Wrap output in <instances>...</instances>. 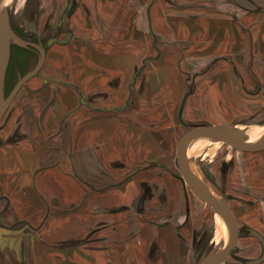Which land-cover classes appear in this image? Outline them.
<instances>
[{
  "label": "crops",
  "instance_id": "0c3cea01",
  "mask_svg": "<svg viewBox=\"0 0 264 264\" xmlns=\"http://www.w3.org/2000/svg\"><path fill=\"white\" fill-rule=\"evenodd\" d=\"M76 3L2 131L0 264H198L226 233L180 148L198 126L264 124V0ZM221 142L228 203L264 235V149L204 148Z\"/></svg>",
  "mask_w": 264,
  "mask_h": 264
},
{
  "label": "water",
  "instance_id": "95a60500",
  "mask_svg": "<svg viewBox=\"0 0 264 264\" xmlns=\"http://www.w3.org/2000/svg\"><path fill=\"white\" fill-rule=\"evenodd\" d=\"M75 4L71 7L69 13H72ZM27 26L37 24L26 21ZM72 32L64 39L54 37L49 40L48 44L54 41L67 43L70 41ZM12 44H19L23 47L33 46L40 52L37 64L24 75L20 76L11 91L6 94L5 84L8 66L11 59ZM46 58L45 47L38 42L28 40L20 36L12 26L11 14L5 0H0V121L8 110L9 106L15 99L22 86L32 77L37 75L42 69ZM264 126V124L260 125ZM207 138H218L230 142L232 145L244 149L255 150L264 149V132L254 138L253 134L239 123H220L215 125H202L190 131L182 141L179 165L184 179L192 190L201 198L210 203L213 210L225 222L228 229V237L223 242L216 241L218 246L206 251L199 259L198 264H219L236 248L239 243L241 228L228 203L227 196L218 189L204 174L196 161L194 150L200 142ZM228 164L225 163V167ZM249 234L256 236L262 243L263 251L260 257L246 260L247 264H260L264 261V235L254 228H245Z\"/></svg>",
  "mask_w": 264,
  "mask_h": 264
},
{
  "label": "rangeland",
  "instance_id": "374dc122",
  "mask_svg": "<svg viewBox=\"0 0 264 264\" xmlns=\"http://www.w3.org/2000/svg\"><path fill=\"white\" fill-rule=\"evenodd\" d=\"M66 1L67 0H8L6 4L9 7L11 21L14 26L22 30L21 25L23 23V20L31 22V24L35 23L38 26L39 33L44 32L45 37H47L51 35H64V32L62 33L60 31L62 27L59 26V22L67 10ZM52 16L54 17L52 23L53 28L49 27V29L47 30L46 23ZM13 29L15 30L14 27ZM38 59L39 56L34 51L28 50L27 48L19 44H12L11 59L6 75V94L11 91L20 76L27 73L37 64ZM40 74L41 72H39L37 75ZM33 79L34 78L26 82L24 84V87H27L28 83L33 81ZM14 109L15 105L12 102L0 121V139L2 138V131H4V127ZM258 122L259 121H256L255 116H251L248 117L245 121L239 122V124L245 128L247 127L249 130L250 125L256 124ZM183 123L187 125L192 124L190 122H185L184 120ZM245 124H247V126ZM250 129L254 131L256 130L261 133L263 131V129L256 128V125H252ZM205 145L206 144L204 143L202 148L199 150V153L196 154V161L198 162L200 168L203 170L207 178L227 197H229V193L231 192L226 185L229 169L228 166L225 167V163H229L228 157L230 156V151H233V148L224 142L210 145L208 148H204ZM241 226L242 239L239 245H237L236 248L232 251L229 258L222 264H247L245 262L246 260L255 259L261 256L263 247L260 240H258V238H256L255 236H251L249 232L245 230V228L248 227L247 224H241ZM205 241L206 242L203 244L200 252V257L206 251L211 250L214 246L219 245L216 244V240L211 242L210 239H205Z\"/></svg>",
  "mask_w": 264,
  "mask_h": 264
},
{
  "label": "flooded vegetation",
  "instance_id": "af4514ba",
  "mask_svg": "<svg viewBox=\"0 0 264 264\" xmlns=\"http://www.w3.org/2000/svg\"><path fill=\"white\" fill-rule=\"evenodd\" d=\"M75 4V7H76V0H67L66 1V7H67V10H66V12L64 13V15H63V17L60 19V22H59V26H61V27H65L66 28V25H67V23H66V19H67V17L71 14V13H69V11H70V9H71V7L73 6ZM75 9V8H74ZM53 20H54V17L52 16V17H50L49 19H48V21H47V23H46V29L48 30L49 29V27H52L53 25H52V23H53ZM12 26L15 28V30H16V32L20 35V36H22V37H24V38H26V39H28V40H31V41H35V42H38V43H41L44 47H45V50H47V48L51 45H49L48 44V42H49V40L50 39H52V38H54V37H57L58 39H64V38H66L67 37V35H68V32H70L71 30L70 29H67L66 28V32H65V36L63 37V38H60V35H51V36H47V37H45V33L43 32V33H39V29H38V26H37V28H35L33 25H28L27 26V24H26V21L25 20H23V23H22V30H20L18 27H16V26H14L13 25V23H12ZM54 42H56V41H54ZM53 42V43H54ZM25 48H27L28 50H31V51H34L35 53H37L38 54V56L40 57V52H39V50H37L35 47H33V46H28V47H25ZM39 60V59H38Z\"/></svg>",
  "mask_w": 264,
  "mask_h": 264
},
{
  "label": "bare ground",
  "instance_id": "6f19581e",
  "mask_svg": "<svg viewBox=\"0 0 264 264\" xmlns=\"http://www.w3.org/2000/svg\"><path fill=\"white\" fill-rule=\"evenodd\" d=\"M8 0H5V2H7ZM256 128H259V129H263V131H262V133L264 132V126H258V125H256ZM249 131L253 134V137L254 138H258L262 133L261 132H258V131H254V130H252V129H250L249 128ZM213 139H218V138H207V139H204V140H202L201 142H200V144L196 147V149L194 150V153H195V155L196 154H198L199 153V150L202 148V146H203V144L204 143H206L207 141H209V140H213ZM218 140H220V139H218ZM223 220V219H222ZM224 222V221H223ZM222 224V223H221ZM224 224H225V222H224ZM224 224H222V226L220 225V229L218 230V234L217 235H224L225 233V235L221 238V239H219V240H216V241H220V242H223L224 240H226L227 239V237H228V229H227V226H226V224H225V226H224ZM219 228V227H218ZM225 228H226V230H225Z\"/></svg>",
  "mask_w": 264,
  "mask_h": 264
}]
</instances>
